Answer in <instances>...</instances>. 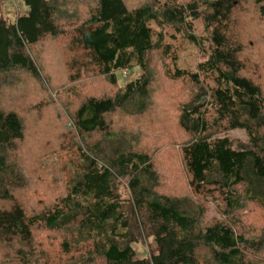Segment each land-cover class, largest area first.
<instances>
[{"label":"trees","instance_id":"obj_1","mask_svg":"<svg viewBox=\"0 0 264 264\" xmlns=\"http://www.w3.org/2000/svg\"><path fill=\"white\" fill-rule=\"evenodd\" d=\"M8 1L0 264H264V0Z\"/></svg>","mask_w":264,"mask_h":264},{"label":"rangeland","instance_id":"obj_2","mask_svg":"<svg viewBox=\"0 0 264 264\" xmlns=\"http://www.w3.org/2000/svg\"><path fill=\"white\" fill-rule=\"evenodd\" d=\"M2 6L4 7V10L6 8L7 17L13 18L12 12L13 11L15 12L17 7H19V0H9L7 2L6 6H5V2ZM202 30H203L202 26L199 25L197 27L196 33L199 35H204V32ZM246 38H249V37L246 36ZM255 38H256V36L254 37V39ZM53 43L59 44V42L56 40L53 41ZM59 54L61 55V53L60 52L57 53L58 58H59ZM180 56H181L180 63H179L180 66L187 67V68H194L196 63L198 61H200L202 58L199 50L197 48H195L194 46L189 45V44H186V48L180 53ZM39 63L41 64V67L44 68L43 63L42 62H39ZM46 71H47V66H46ZM134 76H136V72H134V69H128L127 72L118 71L117 72V78H118L119 86L125 85L126 82ZM165 83L167 85V89H169V90H176V89L181 87V82L167 81ZM106 91H107V89L99 90V92L101 94L105 93ZM227 135L230 138L240 140L242 142L247 141V136H246L245 132L243 130H240V129L230 131ZM41 140L47 143V144H45V146L47 145V147L42 149L43 151H45V154H42L43 158L41 160L43 169L40 172H37V175H39L40 177L43 178L42 186L43 185L46 186L45 183H47V180L54 179L53 175L51 174L52 171L47 173V168L49 171L52 169V167H53V170H55L54 166H56L57 169L55 170V172L57 171V175L55 177L61 178L62 173L59 171V165L60 164L57 165V163H59L58 162L59 161L58 154L53 151V148H52L53 146L50 143L52 141V139L50 140L49 136L44 135V136H42ZM44 165L46 166V168ZM47 178H49V179H47ZM124 184L127 186V182L124 181ZM37 187H40V185H38ZM217 215H218V212L216 211L214 205L211 204L210 208L207 212V219L210 220L212 217L217 216Z\"/></svg>","mask_w":264,"mask_h":264}]
</instances>
